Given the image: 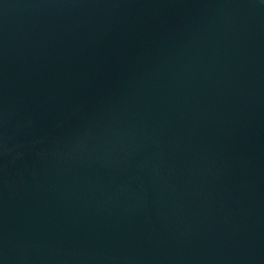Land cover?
I'll return each instance as SVG.
<instances>
[{"label": "water", "instance_id": "obj_1", "mask_svg": "<svg viewBox=\"0 0 264 264\" xmlns=\"http://www.w3.org/2000/svg\"><path fill=\"white\" fill-rule=\"evenodd\" d=\"M0 264H264V0H0Z\"/></svg>", "mask_w": 264, "mask_h": 264}]
</instances>
